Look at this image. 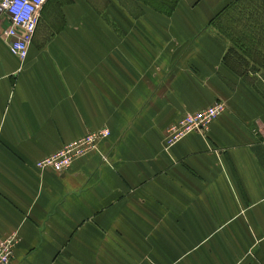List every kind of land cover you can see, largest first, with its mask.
<instances>
[{
  "label": "crops",
  "instance_id": "1",
  "mask_svg": "<svg viewBox=\"0 0 264 264\" xmlns=\"http://www.w3.org/2000/svg\"><path fill=\"white\" fill-rule=\"evenodd\" d=\"M8 24L0 10L9 264H264V0H44L23 60ZM104 127L67 171L36 167Z\"/></svg>",
  "mask_w": 264,
  "mask_h": 264
},
{
  "label": "built area",
  "instance_id": "2",
  "mask_svg": "<svg viewBox=\"0 0 264 264\" xmlns=\"http://www.w3.org/2000/svg\"><path fill=\"white\" fill-rule=\"evenodd\" d=\"M44 0H1L0 10L5 12L9 24L2 31V37L9 51L20 60L26 58L28 45L33 36L37 24L38 11ZM226 105L223 101L196 110L184 113L177 121L166 128L165 148L192 132L203 134L212 120L218 117ZM110 134L108 128H100L88 131L82 137L68 142L55 152L43 156L35 162L39 169L51 168L55 172L67 171L73 161L87 156L98 150L99 143ZM102 159L107 162L103 154ZM19 237L16 232H11L0 239V264H9Z\"/></svg>",
  "mask_w": 264,
  "mask_h": 264
}]
</instances>
